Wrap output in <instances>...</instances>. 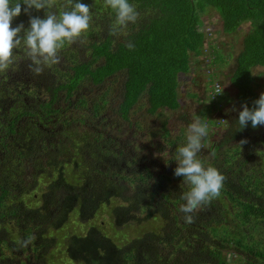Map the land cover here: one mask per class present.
Segmentation results:
<instances>
[{"label": "trees", "instance_id": "16d2710c", "mask_svg": "<svg viewBox=\"0 0 264 264\" xmlns=\"http://www.w3.org/2000/svg\"><path fill=\"white\" fill-rule=\"evenodd\" d=\"M63 2L58 0L59 4ZM81 2L90 5L94 13L88 31L82 34L83 38H89L86 46L91 52L87 60L78 57L74 44L65 43L59 53L67 64L51 65L42 74L34 75L29 69L30 61L24 58L22 50L17 49L14 51V62L6 72L0 73V245H6L13 253L12 258L18 259L12 264H32L34 258L35 264L38 259H42L41 264H50L45 255L53 243L51 232L62 229L75 209L79 210L81 222L87 224V231L83 235H68L65 257L70 263L61 264H204V261L205 264H264V151L260 150L262 159L252 167L248 166L254 156L260 154L256 144L264 142V126L254 129L249 122L246 128L241 129L238 114L235 119L230 115L216 119L217 114L213 115L216 126L223 125L222 119L229 123L232 121L228 139L246 140L247 143L229 149L225 143L218 145L214 142L207 153L214 158L208 162L203 158L204 154L198 155L203 164L206 162L207 166L217 168L225 180L220 195L196 210L191 223L166 225L161 237L165 245L172 241V247L178 248L182 257L178 260L169 257V252L167 257L159 253L161 242L157 244L160 237L155 232L146 233L132 243L119 245L102 226L87 222L93 220L100 207L115 198L124 200L123 205L112 209L118 226L131 220H142L140 215L143 214L144 220H147L155 210L168 222L171 198L174 205L182 204L184 201L180 197L189 190V185L183 187L186 184L183 177H176L174 173L159 175L165 180L166 185L162 187L174 192V187H181L180 191L158 197L161 201L155 191H133L130 197L124 184H147L154 173L148 169L146 173L133 175L136 177L133 179L119 172L115 175L114 166L110 164L104 171L103 164L117 155H114V150L105 147L108 144L99 146L102 134L94 131L91 137L83 134L69 142L72 148H78V139L84 137L91 142L84 152L94 151L87 157L92 165L91 174L83 176L79 184L71 183L58 169L60 167H56L57 159L66 156L68 149L65 144L58 146L53 139L69 126L67 108L86 111L85 105L78 106L84 98H73L84 79L100 86L123 73L126 80L124 100L120 106L127 109V118L144 95L151 114L166 109L175 111L182 106L181 80L191 72L196 60L206 56L211 60V64L204 68L207 79L203 82L209 87L207 99L212 102V108L221 110V113L230 102L223 98V87L217 92L215 84L221 83L220 66L227 58L224 54L220 56L221 48L214 45V42H219V35L213 27H205L203 23L202 16L209 7L215 8L223 34L235 33L244 24L250 26L237 67L229 80L237 89L239 104L247 103L252 108L253 102L260 96L258 77L254 76L253 70L264 67V0H129L140 13V18L137 23L129 24L125 29L126 35L119 37L109 35L115 12L104 7V0ZM103 12L109 14L108 17ZM31 15L45 18V11L32 9ZM99 16L106 19L101 18L100 22ZM20 23L25 29L29 27V16L23 11L14 19L13 27ZM211 36L212 39H208ZM127 41L134 43L133 50L125 46ZM67 46L72 51L68 52ZM214 65H219L215 71L212 69ZM10 70L14 79L22 81L7 83L10 79L7 72ZM56 75L62 80L73 77L70 86L66 87L67 82L58 79L59 83L54 82L52 76L55 78ZM64 90L68 91L66 97L61 94ZM7 104L12 108L8 109ZM95 110L98 115L94 117L98 119L100 111L98 107ZM91 111L94 112V107ZM84 125L88 127L87 121ZM244 135H248V139ZM207 139L204 138V142ZM221 146L226 155L232 153L230 161L227 160L231 165H227L226 161L224 165H219L217 154ZM121 155L124 156L123 152ZM26 164L34 169V178L45 176L49 182H43L44 185L37 179L24 182L18 170ZM245 167L249 169L244 171ZM119 169L125 172L122 167ZM53 171L55 173L51 175ZM236 171L240 173L236 174ZM17 175L21 182L17 181ZM173 181H179L178 185ZM29 197L34 200L39 198L40 205L34 208L27 202ZM229 214L235 217L233 225L230 224ZM10 222L13 224L10 225ZM14 225L20 227L19 240L7 236V231ZM186 229L189 230L185 233ZM27 237H33L32 243L27 248L18 247L19 242ZM177 238L184 239L183 243L176 242ZM22 254L26 255L28 263L21 260Z\"/></svg>", "mask_w": 264, "mask_h": 264}, {"label": "rangeland", "instance_id": "374dc122", "mask_svg": "<svg viewBox=\"0 0 264 264\" xmlns=\"http://www.w3.org/2000/svg\"><path fill=\"white\" fill-rule=\"evenodd\" d=\"M214 10L215 8L209 7V9H207V11L203 14L202 20L203 23H205V27H213V31L219 35V42H214V45L218 46V48H221L219 55L222 56V54H224L225 58H227V61H225L222 66H220L222 74V77H220V84L223 87V90H225L223 98L225 101L230 102L229 104H226V108L223 109L221 113H219L221 110H214V108H212V102L208 101L206 95L209 87L201 81V79H207L204 68L208 67L211 64L209 56L201 59L199 58V60L193 59L194 61H196L194 62L191 72L181 80L182 87L180 98L182 100V106L180 109L175 111L166 109L159 110L155 114H151L149 111L147 97L144 95L129 112V116L127 118V109L123 108V105L120 106L124 100V82L126 80V76L123 73H119L113 76L112 78L107 80L104 85L100 86H94L89 79H84L81 85L78 87L76 95L73 98H84V101L78 102V106L83 104L84 107L85 105L86 111L79 109L75 111L71 108H67L66 113L68 115V118L70 119L68 122L69 126L67 127V129H65L63 134H60L57 137L54 136L53 138L55 139V143L58 146L65 144L66 148L68 149L66 156H61L59 159H57L59 160V162L56 167H60L58 169L64 173L65 177H68V180L71 183L79 184L82 182L83 176L91 174L90 170L92 169V165L87 160V157H89L90 154L94 153V151L91 150L90 152H84V150L87 149L91 143L84 137H80L78 139V148H72L69 142L71 140L74 141L75 138L77 139L79 135L83 134L85 136L89 134L91 137V134H93L94 131H97V134H102V136H100V138L102 139L99 146L104 147L105 144H108L105 147L114 150V155H117L111 156L110 161H106V159H103L104 161H106L102 166V169L104 171L105 167L110 164L114 166L113 172H115V175L116 172H119L121 174H125V176L129 175L133 177V175L139 173H146V170L148 169H150L154 173L153 179L147 184H124V186L127 187L128 195H130V197L132 196L133 191H155L157 193V198H163V195L165 194H172L176 191L181 190V187H174V192V190L172 189L162 187L165 180L163 179V177L162 179H160L159 175H163L165 173H174V169L177 167V148L183 144H186L188 125L192 122L194 117H201L209 126L207 142H204L203 139V147L201 149V153H198V155L204 154L203 158L206 160V162L211 161L214 158L211 153L207 154L210 145L214 142L218 145L225 143V147H228L229 149L239 146V139H228L230 138L231 133L229 130V125L232 121L230 123L224 121L222 122L223 125L216 126V121L213 119V115L217 114L216 119H221L222 117H226V115H230V118L235 119L239 110H242L241 105L238 101L237 89L231 85L229 78L237 67L239 55L243 50V41L246 34L249 32L250 26L248 24H244L241 28H239L237 32L231 33L230 36H225L222 33L221 22L218 20V16L214 12ZM103 15L105 17H108L109 14L103 12ZM101 18L106 19L103 18V16H99L100 22ZM88 39L89 38L82 37L80 38V40H82L83 43H81L80 41L74 43V46H77L78 57L80 59L87 60V57L89 56L88 54L91 52L89 49H87L86 46V43H88ZM69 47L70 46H67V49H69ZM206 50L207 47L205 51ZM58 54L61 56L60 53ZM64 61L65 60L62 59L60 65L64 64ZM218 66L219 65H214L212 66V69L215 71L218 69ZM65 70H68V68H65ZM11 74V70L7 72L8 76H11ZM253 74L255 77H258L257 89L261 94V92H264V67L255 68L253 70ZM56 77L54 78L52 76V78L54 79L53 81L55 82L56 80L58 82L59 80L61 82H67L66 87L70 86V83L73 79V77H68V80H62L61 76H58L57 78ZM195 78L199 81V83H194ZM1 80H3V77L1 78ZM7 83L11 84L8 81ZM67 92V90H64L61 94L66 97ZM26 104L28 105L30 103L27 102ZM93 107L94 112L91 111ZM96 107H98V110L100 111V116L98 119H95L94 117V115H98V112L95 110ZM7 108L11 109L12 105L7 104ZM119 108L120 111L118 112ZM233 108L237 109V111H229ZM119 113L122 114L121 116L123 118L127 119H123L119 115ZM82 116H85L86 118H83ZM84 121H87L88 127L84 125ZM75 128L77 130H74ZM57 130L58 129H56L55 131ZM244 138L248 139V135H244ZM227 140H229L230 142ZM256 147L259 153L261 151H264V142L257 143ZM223 148L224 147L221 146L219 148V150L221 151H217L218 162L220 163L219 165H224L225 161L227 165H231V163L229 162V157L232 153L229 151L230 153L226 155V153L222 152ZM242 150L244 149L242 148ZM121 152H123L124 156H120ZM226 152H228V150H226ZM254 157L255 158L253 159V161L248 164L249 167H252L256 162H258L259 159H262L263 154H256V156ZM11 160H9L10 163ZM119 160H123V162H120ZM206 162L204 163V165L207 167ZM118 167H122L125 172H122ZM249 167H245L244 171L249 169ZM49 168H47L48 174ZM18 171L20 172L19 175L23 176V181L25 180L28 182H33V179H37V177L34 178V169L30 168L28 164H26L23 168H19ZM54 173L55 171L51 172V175H53ZM239 173L240 172L236 171V174ZM243 174L246 173L243 172ZM19 175H17V181L21 182ZM45 178V176H42L36 181L41 182V184L44 185L43 182H49V179L46 180ZM135 178L136 177L134 176L133 179ZM173 183L175 182L173 181ZM177 183L175 184L178 185ZM145 186H149V188H144ZM187 186L188 185L185 184L183 187ZM26 199L28 203H31V205H33V207L40 205L41 202L39 198L38 200H34L32 199V197ZM123 204L124 200L121 198L112 199L108 205L104 204L102 207H100L97 214L93 215V220L87 223L102 226L105 233L111 236L119 245L132 243V241L136 238L143 237L146 233L149 232H155L160 237L157 241V244H159L160 242V244H164L165 240L161 237V235L164 236L165 228L167 227L166 225L168 223H172L174 226L177 224H186L185 220H183L184 214L180 211V207L182 204L177 203L176 205H174L173 198H171V202L169 203L171 210L168 214V222L165 221L162 218V215L155 210L153 216L147 220H144L145 214H143L140 215L142 220H131L128 223H124L118 226L112 213V209ZM229 215L230 224H232L234 223L233 220L235 219V217L231 214ZM69 220L70 221H68L62 229L56 232H51L53 243L51 248L48 249L49 252L47 251L48 253L45 255V258L49 260L50 264L70 263V261H68L65 257V244L68 235H83L87 231V224H83L81 222L78 209H75L73 211ZM12 224L13 223L10 222V225ZM177 229L180 230L179 228ZM188 230L189 229H186L185 233L186 231L188 232ZM20 233V227H16L14 225L7 231V236H12L16 238V240H19ZM180 240L181 238H177L176 242L183 243L184 239H182L181 241ZM171 243L173 242L169 241L168 245L164 244L165 246L159 244V253L167 257L169 252V254L171 253L169 257H175L177 260L182 259L181 254L178 252V248L172 247ZM0 247L2 248V250L0 251V264H12L13 261H18V259L12 258L13 253H10L6 245L1 244ZM25 256V254H22L21 260L28 263V259L26 261ZM41 261L42 259H38L37 264H41ZM203 263L205 264V261ZM32 264H35V258ZM207 264L210 263L207 262Z\"/></svg>", "mask_w": 264, "mask_h": 264}, {"label": "clouds", "instance_id": "9594fccd", "mask_svg": "<svg viewBox=\"0 0 264 264\" xmlns=\"http://www.w3.org/2000/svg\"><path fill=\"white\" fill-rule=\"evenodd\" d=\"M22 5L23 7L22 9ZM104 7L115 12V20L110 25L109 35L119 37L125 33L129 24H135L140 18L136 7L129 0H104ZM44 10L45 18L32 16L31 11ZM59 9V10H57ZM29 16V27L23 23L13 27L14 19L21 13ZM91 6L81 0H0V73L6 72L14 62V51L22 50L24 58L30 61L29 69L34 75L43 73L46 67L62 62L58 54L65 43H83L80 38L87 32L93 20ZM208 39H212V36ZM129 50L135 48L134 43L127 41ZM238 112V125L246 128L251 122L252 128L264 126V93L249 108L247 103L241 105ZM229 111H237L233 108ZM208 136V125L199 116L194 117L187 129V142L177 148L174 169L176 177H183V183L189 190L183 192L184 203L180 211L186 223L193 221V213L204 204L220 195L225 177L213 166H205L198 158L203 147L202 141ZM242 144L247 143L242 140ZM33 237L19 242L18 247L27 248Z\"/></svg>", "mask_w": 264, "mask_h": 264}, {"label": "flooded vegetation", "instance_id": "af4514ba", "mask_svg": "<svg viewBox=\"0 0 264 264\" xmlns=\"http://www.w3.org/2000/svg\"><path fill=\"white\" fill-rule=\"evenodd\" d=\"M82 38V37H81ZM77 46H74V50L76 49L77 50V48H76ZM71 50V47L69 48V49H67V51L69 52ZM73 50V51H74ZM66 51V52H67ZM72 51V50H71ZM62 59H64L65 61H64V64L66 63V59L65 58H63L62 57ZM67 64V63H66ZM61 65H63V64H61ZM8 82H10V83H12V82H16L17 83V81H19V79H14L13 78V76H10V79L9 80H7Z\"/></svg>", "mask_w": 264, "mask_h": 264}, {"label": "built area", "instance_id": "2783aa9c", "mask_svg": "<svg viewBox=\"0 0 264 264\" xmlns=\"http://www.w3.org/2000/svg\"><path fill=\"white\" fill-rule=\"evenodd\" d=\"M221 88H222V86H221L220 83H216V84H215V89H216L217 92H220V91H221ZM221 122H224V119H222Z\"/></svg>", "mask_w": 264, "mask_h": 264}, {"label": "crops", "instance_id": "0c3cea01", "mask_svg": "<svg viewBox=\"0 0 264 264\" xmlns=\"http://www.w3.org/2000/svg\"><path fill=\"white\" fill-rule=\"evenodd\" d=\"M224 35H225V36H230V35H228V34H224ZM224 35H223V36H224ZM234 71H235V70H234ZM201 81L203 82L204 80L201 79ZM194 83H199V81L195 78V79H194ZM216 116H217V115H215V117H216Z\"/></svg>", "mask_w": 264, "mask_h": 264}]
</instances>
